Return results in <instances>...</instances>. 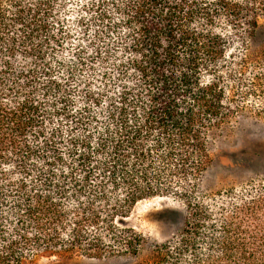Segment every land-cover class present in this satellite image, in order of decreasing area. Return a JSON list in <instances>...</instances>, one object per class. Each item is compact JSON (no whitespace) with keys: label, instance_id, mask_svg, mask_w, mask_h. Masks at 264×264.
Instances as JSON below:
<instances>
[{"label":"trees","instance_id":"trees-1","mask_svg":"<svg viewBox=\"0 0 264 264\" xmlns=\"http://www.w3.org/2000/svg\"><path fill=\"white\" fill-rule=\"evenodd\" d=\"M264 128V0H0V264H264V175L211 190ZM170 199L159 241L127 222Z\"/></svg>","mask_w":264,"mask_h":264},{"label":"rangeland","instance_id":"rangeland-1","mask_svg":"<svg viewBox=\"0 0 264 264\" xmlns=\"http://www.w3.org/2000/svg\"><path fill=\"white\" fill-rule=\"evenodd\" d=\"M256 175H264V128L246 122L216 147L214 164L205 177V186L220 190ZM177 206L170 199L152 198L138 203L127 222L137 232L163 240L178 226L170 214ZM33 264H113L110 261L72 257H40Z\"/></svg>","mask_w":264,"mask_h":264}]
</instances>
